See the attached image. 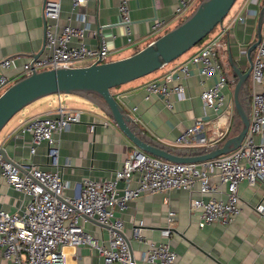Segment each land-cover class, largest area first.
Masks as SVG:
<instances>
[{
    "label": "built area",
    "instance_id": "2783aa9c",
    "mask_svg": "<svg viewBox=\"0 0 264 264\" xmlns=\"http://www.w3.org/2000/svg\"><path fill=\"white\" fill-rule=\"evenodd\" d=\"M70 12L66 22L60 21L61 0H44L42 13L45 23L44 52L30 61L18 64V57L0 61V91L32 70L73 67L84 61H107L109 50L105 40L93 48L84 42L90 22L81 10L88 0H69ZM196 0H177L176 13L182 15ZM117 13L130 37L129 0H117ZM258 8L237 15L231 23L244 21L247 15L257 16ZM230 24L220 26L218 34L207 40L179 67L183 74L196 67L198 74L212 83L204 87L199 97L204 107L217 115L213 126H206L201 117L194 119L175 139L176 145L205 147L221 141L230 131L233 108L225 107L223 90L229 78L219 57L224 47L223 37ZM165 27V20L152 23L154 32ZM15 71V76L6 74ZM251 114L247 132L241 144L233 151L198 163L171 162L147 154L136 146L122 160L114 173L104 179L84 178L77 191L66 194L69 182L63 178L56 160L57 134L81 120L83 111L67 107L60 101L55 110L36 115L25 121L16 136L30 134V153L38 145H48L47 157L51 168L44 169L33 163L14 165L4 161L0 154V176L4 183L20 193L13 211L0 208V264H67L63 248L85 245L96 250L101 257L94 264H176L177 254L169 245L175 213L168 210L163 240L154 241L143 236L139 227L133 228L132 239L143 245L138 256L129 249V240L123 234L124 221L118 214L127 208L129 201L145 193L167 194L173 189L191 190L194 186L200 196L191 198L189 210L198 211V226L219 223L229 226L241 211L239 185L246 182L254 186L264 181V33L256 47L251 71ZM172 76L145 85V98L152 95L162 99L171 109L170 95L184 97L181 84L170 86ZM259 86L260 88H257ZM220 115L218 116V114ZM207 132L214 137L209 140ZM257 137V140L255 138ZM68 163H66L67 165ZM213 180V181H212ZM121 184V185H120ZM223 189L226 199L205 198L208 193ZM255 210L263 214L262 206ZM92 218L107 227L106 240H99L83 227V219Z\"/></svg>",
    "mask_w": 264,
    "mask_h": 264
},
{
    "label": "crops",
    "instance_id": "0c3cea01",
    "mask_svg": "<svg viewBox=\"0 0 264 264\" xmlns=\"http://www.w3.org/2000/svg\"><path fill=\"white\" fill-rule=\"evenodd\" d=\"M117 3V0H88L81 9L86 14L91 29L85 32L84 42L97 48L103 38L109 50L108 60L124 58L135 53L156 39L159 32L165 29L167 31L175 25L182 16L176 13L177 0H129L132 40L128 42L125 27L119 22ZM43 4L44 0H0V61L8 57H18V64H22L43 54L46 23L42 13ZM262 4L264 0H238L223 24H230L233 17L244 16L246 10L259 9ZM61 6L60 21L65 23L70 12V1L61 0ZM158 19L165 20V27L154 32L151 26ZM256 19L257 16L247 15L244 21L232 22L223 37L225 44L219 50V57L223 66L229 67V72H226L229 81L223 90L225 107L233 108L229 57L232 56L243 70L248 68L246 52L256 39ZM199 48L200 46L149 76L111 90L123 109L132 115L135 127L141 133L172 149L194 153L202 147L195 146L194 143L176 145V137L192 125L197 117L203 118L208 127L213 126L217 119V115L204 107L199 97L203 88L211 84L212 80L200 76L196 67H189L186 74L179 71V67ZM255 55L256 49L250 55L252 62ZM14 73L15 71L6 72L11 77L15 76ZM169 74L172 76L169 85L181 84L185 90L183 98L174 93L170 95L171 109L166 108L162 99L155 95L145 98V85L150 81H161ZM251 87L249 76L245 88L249 115ZM51 96L40 98L21 109L1 130L0 145L15 163H33L44 169L51 168L46 155V143L38 145L35 153L31 154L30 134L15 137L17 129L25 121L55 110V101ZM69 96L71 97L68 100L72 103L69 107L80 108L83 114L79 122L71 124L69 129L56 136V160L63 178L69 182L70 187L65 190L66 194H72L73 187L77 191L84 178L110 177L134 147L111 118L96 110L84 98ZM57 101L61 102L59 98ZM236 118L233 109L230 122L234 119V127ZM232 130L229 132L232 133ZM206 135L209 140H214L210 132ZM199 196L197 187L194 186L191 190L173 189L167 194L145 193L129 201L127 208L118 214L124 221L123 234L131 240L133 255L138 256L143 248V245L132 239L133 228L139 227L140 233L149 239L163 240L162 231L166 227L167 212L172 210L175 213V221L168 242L177 254L176 264H264V213L260 214L255 210L256 206H262L264 209V181L254 186H249L246 182L239 185L241 211L227 227L219 223L198 226V211L191 212L189 204L191 198ZM20 197V193L8 187L0 176V208L13 211ZM204 197L226 199L223 189L208 193ZM82 222L84 229L93 236L99 240L107 239L108 229L105 225L92 218H84ZM63 253L67 264H94L101 260L95 249L85 245L76 248L70 246L66 249L64 247Z\"/></svg>",
    "mask_w": 264,
    "mask_h": 264
},
{
    "label": "water",
    "instance_id": "95a60500",
    "mask_svg": "<svg viewBox=\"0 0 264 264\" xmlns=\"http://www.w3.org/2000/svg\"><path fill=\"white\" fill-rule=\"evenodd\" d=\"M234 2L235 0H200L180 23L127 57L96 60L87 65L73 67L32 70L0 93V132L17 112L30 103L49 95L72 94L84 98L96 110L111 118L134 146L152 156L171 162L198 163L235 150L241 144L249 126L250 115L245 88L253 63L250 55L261 39L264 4L260 6L257 14L256 39L246 52L248 68L243 70L232 56L228 60L233 83V109L239 120V127L235 132H229L221 141L206 145L197 153L172 149L154 141L135 127L132 115L123 109L111 92L113 88L162 68L193 48L217 25H222ZM0 154L4 161L18 165L7 156L1 145ZM128 244L132 252L129 241Z\"/></svg>",
    "mask_w": 264,
    "mask_h": 264
},
{
    "label": "rangeland",
    "instance_id": "374dc122",
    "mask_svg": "<svg viewBox=\"0 0 264 264\" xmlns=\"http://www.w3.org/2000/svg\"><path fill=\"white\" fill-rule=\"evenodd\" d=\"M200 2V0H196V1H194L193 2V4L189 7V9L187 10V11H185L183 14H182V16L180 17V19L176 22V24L175 25H172L169 29H171V28H173L174 26H176L178 23H180L185 17H187L193 10H194V8L197 6V4ZM227 20V17H225L224 19H223V22L222 23H224L225 21ZM168 29V28H167ZM168 29V30H169ZM166 30V29H165ZM165 30H162L161 32H159L156 36L158 37V36H160V35H162L163 33H165L166 31ZM219 30H220V26L219 25H217L206 37H204L203 39H202V41L200 42V44H198L199 46L200 45H202V44H204L207 40H209L211 37H214V35L215 34H217V32H219ZM156 37V38H157ZM197 45V46H198ZM197 46L196 47H194V48H191L190 50H188L187 52H185L184 54H182L181 56H183V55H186V54H188V53H190L191 51H193L194 49H196L197 48ZM180 56V57H181ZM179 58V57H178ZM109 59V58H108ZM107 59V60H108ZM91 63V61H84V62H81V63H79V64H77L76 66H80V65H87V64H90ZM224 71L225 72H229V67L228 66H224ZM153 73H155V71L154 72H152V73H150V74H148V75H145V76H149V75H151V74H153ZM145 76H143V77H145ZM5 89H3V90H1L0 91V93L1 92H3ZM69 95H72V94H60V95H57V94H54V95H52L51 97H53V99H54V101H55V103H54V106L56 105H58V98L61 100V103L62 104H64L65 106H67V107H69L70 105H72V103H70V101L68 100V98L69 97H71V96H69ZM28 106V105H27ZM26 106V107H27ZM26 107H24L23 109H25ZM80 109V108H79ZM237 117V116H236ZM237 120H236V125H235V127H234V119L230 122V126H231V128H230V131L233 129V127H234V130H232V133L233 132H235L236 131V129L239 127V120H238V118H236ZM224 139V138H223Z\"/></svg>",
    "mask_w": 264,
    "mask_h": 264
},
{
    "label": "trees",
    "instance_id": "16d2710c",
    "mask_svg": "<svg viewBox=\"0 0 264 264\" xmlns=\"http://www.w3.org/2000/svg\"><path fill=\"white\" fill-rule=\"evenodd\" d=\"M237 1H238V0H235V2H234V4H233V6L231 7V9H230L229 13L226 15V17H228V16H229V14H230V12H231L232 8L234 7V5L236 4V2H237ZM201 41H202V40H201ZM201 41H199V42H198V43H197V44H196L194 47H196L198 44H200V42H201ZM200 46H201V45H200ZM194 47H193V48H194ZM197 47H199V45H198ZM247 93H249V92H248V90H247Z\"/></svg>",
    "mask_w": 264,
    "mask_h": 264
},
{
    "label": "bare ground",
    "instance_id": "6f19581e",
    "mask_svg": "<svg viewBox=\"0 0 264 264\" xmlns=\"http://www.w3.org/2000/svg\"><path fill=\"white\" fill-rule=\"evenodd\" d=\"M67 247H70V246H65V249H66Z\"/></svg>",
    "mask_w": 264,
    "mask_h": 264
}]
</instances>
